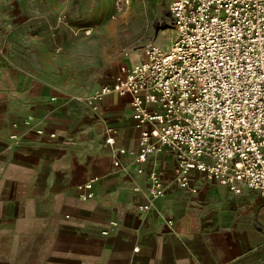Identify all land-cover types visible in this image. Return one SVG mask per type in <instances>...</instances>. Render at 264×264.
Returning <instances> with one entry per match:
<instances>
[{"label": "crops", "instance_id": "0c3cea01", "mask_svg": "<svg viewBox=\"0 0 264 264\" xmlns=\"http://www.w3.org/2000/svg\"><path fill=\"white\" fill-rule=\"evenodd\" d=\"M6 4L0 0V264H264L256 191L234 195L196 172L180 188L166 148L138 174L142 129L128 99L110 94L95 111L76 100L90 99L141 55L122 64L81 38L54 56L36 0ZM150 170L163 185L155 201ZM91 179L93 197L79 199ZM140 205L149 212H137Z\"/></svg>", "mask_w": 264, "mask_h": 264}, {"label": "built area", "instance_id": "2783aa9c", "mask_svg": "<svg viewBox=\"0 0 264 264\" xmlns=\"http://www.w3.org/2000/svg\"><path fill=\"white\" fill-rule=\"evenodd\" d=\"M128 4L113 0L112 18ZM168 15L175 30L170 47L143 43L142 60L90 99L76 100L95 111L110 94L128 99L142 129L134 156L138 174L166 148L175 156L180 188L196 172L224 183L231 194L248 189L264 199V0H171ZM105 143L114 145V137ZM146 180L148 199L162 197L157 172H147ZM93 183L80 188L79 199L93 197Z\"/></svg>", "mask_w": 264, "mask_h": 264}, {"label": "rangeland", "instance_id": "374dc122", "mask_svg": "<svg viewBox=\"0 0 264 264\" xmlns=\"http://www.w3.org/2000/svg\"><path fill=\"white\" fill-rule=\"evenodd\" d=\"M16 1L4 0L8 10ZM170 2L129 0L122 14L112 18L113 0H36V14L41 16V24L51 25L54 56H58L55 54L62 43L72 51L68 42L85 38L90 45L118 55L124 59L122 64L129 65L130 54L139 59L143 43L153 41L162 48L173 44L175 30L168 15ZM124 69L120 68L117 74Z\"/></svg>", "mask_w": 264, "mask_h": 264}]
</instances>
